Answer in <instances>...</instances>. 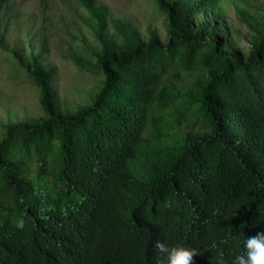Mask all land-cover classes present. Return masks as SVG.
<instances>
[{
    "label": "trees",
    "instance_id": "16d2710c",
    "mask_svg": "<svg viewBox=\"0 0 264 264\" xmlns=\"http://www.w3.org/2000/svg\"><path fill=\"white\" fill-rule=\"evenodd\" d=\"M154 1L165 41L121 19L112 36L106 6L80 0L100 49L74 60L102 87L74 112L57 111L51 71L13 51L44 112L0 136V264H167L157 243L232 264L264 234V30L229 51L193 28L225 0Z\"/></svg>",
    "mask_w": 264,
    "mask_h": 264
},
{
    "label": "rangeland",
    "instance_id": "374dc122",
    "mask_svg": "<svg viewBox=\"0 0 264 264\" xmlns=\"http://www.w3.org/2000/svg\"><path fill=\"white\" fill-rule=\"evenodd\" d=\"M108 9L109 34L114 36V19L137 26L143 40L151 31L167 40L165 16L154 0H97ZM264 0H225L221 13L193 19L194 30L207 25L229 51L246 54L258 33L264 30ZM0 136L6 126L32 121L43 115L38 86L19 69L14 52L30 64L34 58L51 71V90L58 112H74L101 89L100 76L83 71L75 58L95 61L100 44L89 11L80 0H10L0 17ZM212 37V34H209Z\"/></svg>",
    "mask_w": 264,
    "mask_h": 264
},
{
    "label": "clouds",
    "instance_id": "9594fccd",
    "mask_svg": "<svg viewBox=\"0 0 264 264\" xmlns=\"http://www.w3.org/2000/svg\"><path fill=\"white\" fill-rule=\"evenodd\" d=\"M156 247L166 254L167 264H193L198 254L183 245L168 247L157 243ZM232 264H264V234L247 238L244 242V254L235 256Z\"/></svg>",
    "mask_w": 264,
    "mask_h": 264
}]
</instances>
